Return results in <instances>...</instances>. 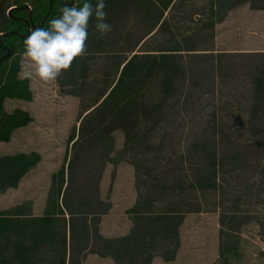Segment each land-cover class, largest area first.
<instances>
[{
    "label": "rangeland",
    "instance_id": "374dc122",
    "mask_svg": "<svg viewBox=\"0 0 264 264\" xmlns=\"http://www.w3.org/2000/svg\"><path fill=\"white\" fill-rule=\"evenodd\" d=\"M50 1L0 0L1 46L13 51L0 63V86L14 75L32 96L7 100L6 110L29 109L33 128L69 130L67 137H37L46 159L0 193V213L10 220L0 232V264H65L67 218L71 249L87 247L121 264H137L141 255L147 264L153 254L169 258L179 249L180 264H264V90L257 89L264 0H175L152 33L163 12L154 2L162 0H105L111 31L100 35L91 18L86 51L46 83L22 55L24 40L68 1L83 3L53 0L50 11ZM252 39L258 45L251 52L231 49ZM146 52L172 58L144 75L136 68ZM133 55L141 59L130 79L110 96ZM24 137L15 136L13 153L31 148ZM126 165L135 174L138 211L148 215L139 229L148 251L138 247L132 256L127 245L115 248L97 234L109 209L108 181ZM42 209L44 217H31Z\"/></svg>",
    "mask_w": 264,
    "mask_h": 264
},
{
    "label": "crops",
    "instance_id": "0c3cea01",
    "mask_svg": "<svg viewBox=\"0 0 264 264\" xmlns=\"http://www.w3.org/2000/svg\"><path fill=\"white\" fill-rule=\"evenodd\" d=\"M174 1L175 0H162V1L154 2L155 7L157 9L162 10L163 12L159 18V21L157 22L158 24H156L155 28H152L151 33L154 32V30L158 29L160 22L163 20L165 16L164 10L168 9L174 3ZM220 32L221 30L218 31L216 29V34H217L216 41H218V39L220 38V35H219ZM257 45H258V41H254L252 39L250 43H241V47L236 48V49L234 48H231V49L235 51L242 49V50H246L247 52L249 51L251 52L252 50L256 48ZM140 55L147 56V55H154V54L146 52ZM28 90L29 92H31V90L29 89V86H28ZM9 99H13V98L7 97L3 100V103H2L3 111L6 114L10 115L17 111H20V112L26 113L31 120L25 126H20V127L13 129L11 131L9 140L0 141V156L5 157V156H14L18 154H37L40 157V160L36 164L35 167L30 169L26 173L28 174L34 171L37 167H40L42 163L44 162V160L46 159V156L42 153V151L37 146V143L39 141H37L36 138L40 136L42 137H54V136L67 137L69 135V130L68 129H58V128H43V129L33 128V125L35 123V116L31 113L29 109H24L22 107H19V108L13 109L12 111L6 110V102ZM30 99L26 101H29ZM74 100L75 99H73V96H71L70 102H73ZM47 118H45V120ZM18 134L25 136L23 139H25L26 144H28L31 148L25 151H15L16 153H13V151L10 150V148H12L11 144L13 143L15 136H17ZM70 136L75 137V134L74 133L70 134ZM121 172H122V175H118L114 177L113 180L109 179L108 181V185L110 186V192L108 196L109 197V209L106 213H103L99 216V219L97 221V234L99 235L101 239L108 241L109 244L115 248L120 249V247H124L125 245H127L126 247L127 252H129L130 253L129 255L132 256L135 252V249L138 247L143 248V250L145 249L147 250V247L144 246L146 245L145 243L148 241L146 240L147 236H143L142 235L143 232H141L142 230L140 231L139 229H140V225H142L141 223L144 217H147L148 215L142 214L138 211V208L140 206V197L138 194L137 184H136V179H135V174H134L133 169L130 166L126 165L125 167L121 168ZM25 175L20 179L18 185L21 183ZM46 194L47 192L44 193L45 198H46ZM44 216H45V209H42L41 211H39L38 215L36 214L31 215V217H44ZM65 217L67 218V216ZM65 224H66L65 236H66L67 246L69 249L68 251L69 257H67L65 264H121L117 261L116 257L109 256V255H101L97 252L89 251L87 247H84L79 250L71 249L69 247L70 242L71 240L73 242V238H74L72 224L69 223L68 218ZM137 237L139 238L138 245L135 242V239ZM181 251L182 249H179L175 253V255L169 258H165L164 256H161L159 254H153L151 257H149L147 264H180L179 257H180ZM72 252H73V258L70 259V253ZM144 254L146 253L144 252ZM140 257L135 259V263L143 264L144 259L142 260V258L146 257V255H141Z\"/></svg>",
    "mask_w": 264,
    "mask_h": 264
},
{
    "label": "clouds",
    "instance_id": "9594fccd",
    "mask_svg": "<svg viewBox=\"0 0 264 264\" xmlns=\"http://www.w3.org/2000/svg\"><path fill=\"white\" fill-rule=\"evenodd\" d=\"M105 8V0H95L94 4L92 0H83L79 6L66 5L49 21L47 28L30 31L24 40L22 55L30 61L40 80L55 81L86 51L91 18H95V28L100 35L111 31Z\"/></svg>",
    "mask_w": 264,
    "mask_h": 264
},
{
    "label": "trees",
    "instance_id": "16d2710c",
    "mask_svg": "<svg viewBox=\"0 0 264 264\" xmlns=\"http://www.w3.org/2000/svg\"><path fill=\"white\" fill-rule=\"evenodd\" d=\"M67 1V0H66ZM69 5H72L74 1H68ZM18 9V7H13L9 9L8 17L11 18L12 12ZM13 54L11 50L10 57ZM170 55L171 53L161 54L159 57H151L145 56V62L138 66L136 69L140 70L141 73L145 72L146 74H151L154 67L158 63V61H166L172 58ZM156 58V59H154ZM140 56L133 55L127 60L119 74L118 79L116 80L115 84L111 87L109 91V95L112 96L116 94L118 91L124 89L126 80H129L130 77H127L129 70L134 66V62L136 63L140 60ZM4 61V60H3ZM2 61V62H3ZM5 84L0 86V141H7L10 138L11 131L17 127L25 126L27 123L30 122L29 116L24 113L17 111L13 114H6L3 111L2 103L5 98H17V99H30L28 95V86L26 82L18 80L16 76L8 75L5 80ZM258 90H264V78L258 79ZM259 107L258 104H254L253 108L257 110ZM261 125V124H260ZM259 125V126H260ZM257 125L254 124L253 127ZM73 139V137H72ZM40 157L37 154H18L14 156H0V193L6 191L9 188L17 187L20 179L36 164L39 162ZM62 173L64 172V167L61 169ZM63 183V182H62ZM64 210L61 209V214H64ZM9 213L1 212L0 213V232L6 229L7 224L10 223L8 218ZM44 224L50 225V220L48 218H44Z\"/></svg>",
    "mask_w": 264,
    "mask_h": 264
},
{
    "label": "water",
    "instance_id": "95a60500",
    "mask_svg": "<svg viewBox=\"0 0 264 264\" xmlns=\"http://www.w3.org/2000/svg\"><path fill=\"white\" fill-rule=\"evenodd\" d=\"M52 1H53V0L50 1V11H51V9H52ZM31 25H32V21H31ZM41 25H42V23H41ZM41 25H40L39 27H41ZM0 46H1V42H0ZM5 50H6L5 54H3V55L0 57V63H1L3 60H5L6 58H8V56L10 55V49L7 48V47H5Z\"/></svg>",
    "mask_w": 264,
    "mask_h": 264
},
{
    "label": "flooded vegetation",
    "instance_id": "af4514ba",
    "mask_svg": "<svg viewBox=\"0 0 264 264\" xmlns=\"http://www.w3.org/2000/svg\"><path fill=\"white\" fill-rule=\"evenodd\" d=\"M2 45H3V44H2ZM7 48H8V47H7ZM0 51H2V52L4 51L3 54H5V52H6L5 47H4V46H0ZM3 54H2V55H3ZM2 55H1V56H2Z\"/></svg>",
    "mask_w": 264,
    "mask_h": 264
}]
</instances>
